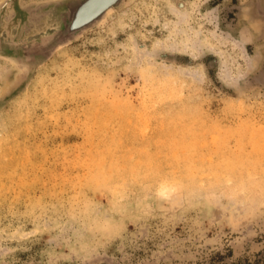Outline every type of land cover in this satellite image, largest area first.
<instances>
[{
	"label": "rangeland",
	"instance_id": "1",
	"mask_svg": "<svg viewBox=\"0 0 264 264\" xmlns=\"http://www.w3.org/2000/svg\"><path fill=\"white\" fill-rule=\"evenodd\" d=\"M62 1L0 0V264H264V0H123L23 56Z\"/></svg>",
	"mask_w": 264,
	"mask_h": 264
},
{
	"label": "water",
	"instance_id": "2",
	"mask_svg": "<svg viewBox=\"0 0 264 264\" xmlns=\"http://www.w3.org/2000/svg\"><path fill=\"white\" fill-rule=\"evenodd\" d=\"M123 0H66L55 4L48 11L43 24L37 23V29L43 30L28 36V49L23 56H45L56 46L61 45L84 30L99 22L109 11L118 7ZM42 16V15H41ZM39 17V15H37ZM38 19V18H37ZM15 34L13 31L12 35ZM10 39L6 31L0 35V51L8 48ZM32 51V52H31Z\"/></svg>",
	"mask_w": 264,
	"mask_h": 264
},
{
	"label": "bare ground",
	"instance_id": "3",
	"mask_svg": "<svg viewBox=\"0 0 264 264\" xmlns=\"http://www.w3.org/2000/svg\"><path fill=\"white\" fill-rule=\"evenodd\" d=\"M151 93V92H150ZM184 112V111H183ZM181 113H182V111H181ZM184 115V114H183ZM188 176V175H187Z\"/></svg>",
	"mask_w": 264,
	"mask_h": 264
}]
</instances>
